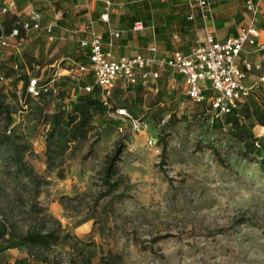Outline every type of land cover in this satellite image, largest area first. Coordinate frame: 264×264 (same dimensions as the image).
Wrapping results in <instances>:
<instances>
[{"label":"rangeland","instance_id":"rangeland-1","mask_svg":"<svg viewBox=\"0 0 264 264\" xmlns=\"http://www.w3.org/2000/svg\"><path fill=\"white\" fill-rule=\"evenodd\" d=\"M54 1L75 19L74 0ZM111 1L123 3L119 11L126 13L124 28L132 18L142 19L152 2ZM210 1L218 4L215 18L236 20L242 9V0ZM29 11L25 8V13ZM179 11L182 15L167 22L158 21L154 12L155 24L166 22L159 32L154 25L163 45L182 47L188 39L178 26L187 7ZM96 25L100 31L103 25ZM110 25L117 22L111 20ZM9 27L0 18V34ZM76 44L60 31L0 44V92L11 111L7 116L0 110V219L14 221L23 230L33 220L54 217L61 223V234L67 236L46 249L4 250L0 264H14L19 258L24 264H55L56 257L61 264L82 257L91 264H264V149L259 147L253 160L245 157L226 127L213 126L216 116L207 103L190 100L184 84L172 90L167 74L157 81V90L154 85L113 89L110 108L90 121L85 138L68 144L64 139L51 142L58 153L46 155L49 115L56 109L69 110L70 102L82 92L75 87L83 77L72 62ZM248 62V81L255 89L250 99L264 109V80H259L264 74V51L250 54ZM67 69L72 76L64 97H55L57 92L46 94L21 106L23 76L37 75L45 82L56 72L59 93L56 83L68 77ZM116 108L142 117L144 132H133ZM253 132L264 137V125L256 124ZM146 137L153 144L144 145ZM118 140L125 143L116 163L119 175L113 176L119 182L100 196L105 189L101 175L106 158ZM23 144L28 150L21 167L13 148ZM24 167L43 180L38 193L24 176Z\"/></svg>","mask_w":264,"mask_h":264},{"label":"built area","instance_id":"built-area-1","mask_svg":"<svg viewBox=\"0 0 264 264\" xmlns=\"http://www.w3.org/2000/svg\"><path fill=\"white\" fill-rule=\"evenodd\" d=\"M186 1L189 6V19H194L197 13L204 29L203 39L196 40L187 53L180 49H173L160 54L157 42L152 41L145 52L114 56L112 50L121 31L108 27L106 36L98 32L90 13L83 27L74 30L76 33L84 34L82 38H78L77 43L81 48L88 50L89 63L83 65L81 62H72L80 74L92 73L105 103L118 82L121 86L154 85L157 90L156 83L162 72L180 75L187 97L195 103L209 102L212 109L219 115L228 114L239 108L244 98L251 94L253 86L248 87L244 84L246 73L251 66L241 53L245 45L254 46L259 51L264 50V42H258L259 35L262 33L260 28L262 0H244L246 15L244 24L239 27L235 36H229L223 40H217L213 32L214 14L210 0ZM103 3L104 10L100 13L99 19L109 23L112 1L103 0ZM7 14L19 16L15 0H0V18ZM61 18L62 14L55 12L53 15L55 23L44 25L43 14L32 6L25 18L13 22L14 25L8 34H0V44L10 45L21 32L25 35L30 32L36 35L45 32L50 35L55 29L56 21ZM141 29H143L141 21L133 23L132 31ZM56 75L57 73L54 72L52 78L46 82L40 81L37 76L30 75L25 94L38 98L42 93L53 90ZM175 80L171 81L170 88H174ZM260 80H264V75ZM83 89L89 91L90 87L86 86ZM115 112L130 122L133 132L139 134L144 132L142 117H135L126 108H117ZM151 144L153 140L146 137L144 145ZM256 146L259 147V144L256 143Z\"/></svg>","mask_w":264,"mask_h":264},{"label":"trees","instance_id":"trees-1","mask_svg":"<svg viewBox=\"0 0 264 264\" xmlns=\"http://www.w3.org/2000/svg\"><path fill=\"white\" fill-rule=\"evenodd\" d=\"M51 6L54 8V12H60L62 14V18L59 21H56L57 25H62L64 23L65 13L67 12L62 7H57L55 5L54 0H46ZM75 2V0L73 1ZM211 2V1H210ZM212 4V2H211ZM38 11L43 14V24H51L53 17L45 12V8L47 6L41 5L39 7H35ZM244 11V0H242V9L238 13L241 15V12ZM262 14V13H261ZM189 16V15H188ZM93 17V16H92ZM50 19L49 21L47 20ZM189 18V17H188ZM4 19L9 24V30L6 32L8 34L13 27V22L17 19H20L18 15L14 14H7ZM243 20L242 17L239 16L238 20ZM94 20V19H93ZM136 17L132 18L131 21V29L134 22L138 21ZM157 29L156 31H158ZM29 35L32 37L41 38L43 36H48L47 33L43 32L41 34L36 35L35 33L30 32L29 34L25 35L24 32H21L19 36L14 40L15 43L21 37L27 38ZM106 36V34H105ZM11 43V44H12ZM77 53L74 58V62L86 65L89 63L88 56H87V49H83L79 46V43L76 44ZM73 72V71H72ZM76 72H78L76 70ZM73 74V73H72ZM78 74H80L78 72ZM71 74L69 71L68 77H63L57 85L60 86L61 91L58 93L57 86L54 83V89L42 93V95L51 94L57 92L58 99L64 97V87L70 82ZM80 76H83L82 79H79L78 84L75 87H79L81 89V93L77 94L75 99L70 102L71 108L69 110L64 109H56L54 113L49 115L48 121L51 124V129L48 131L47 134V150L46 155L50 158L53 152L58 153L57 150L51 147V142H59L60 139H64L65 143L79 141L85 138L87 132L89 131V124L90 121L95 116H101L110 108L108 97L105 100L101 95V91L99 87L95 84L94 78L91 72L81 73ZM30 75L23 76L24 82L21 91V95L19 96L20 103L22 107L27 105V99L33 98L29 95L25 94V87L28 83ZM175 85L172 90H175L178 86V83L181 84V76H175ZM49 80V79H48ZM47 80V81H48ZM46 82V81H45ZM89 86L90 90L86 91L83 89L84 87ZM129 86H138V87H147L141 84L136 85H128ZM152 86V85H149ZM121 87L120 82L114 87L118 88ZM55 90V91H54ZM251 95V94H250ZM250 95L244 98L243 102L240 104L239 108L234 109L232 112L219 115L212 109V106L209 102L205 101L209 107V109L214 113L216 118H213V126L223 128L226 127L228 135L230 139L237 141L240 145V149L242 154L253 160V157L256 156L257 152H259V147L264 149V137H257L253 132V127L256 124L264 125V109L257 107L256 103L252 99H250ZM39 96V97H40ZM117 109V108H116ZM115 109V110H116ZM0 110H3L7 116L10 115L11 111L7 104L3 101V94L0 92ZM44 108H42V112ZM139 117V116H138ZM10 120V118H9ZM64 125L65 127H62ZM94 143L90 144V149L93 148ZM256 143L259 144V147L256 146ZM125 148V143L123 141L118 140L115 143L114 149L110 155L106 158V163L101 175L102 184L105 186V189L100 193V196H105L109 194L113 188L118 184L119 179H114L113 176H118V171L116 168V163L120 160V155ZM28 150L27 145H15L13 148V153L15 154L16 161L20 163L21 167L23 164L22 156L24 152ZM220 160V159H219ZM22 161V163H21ZM259 164L263 165V159L258 161ZM20 167V169H21ZM20 171V170H19ZM24 176L28 179L31 188H33L34 193H38L39 187L43 184V180L38 177L37 175L33 174L30 169L24 167L23 169ZM0 192H1V184H0ZM62 227L61 223L54 217L44 218L42 217L40 220H33L32 224L26 226L25 229H19L18 225L14 221H9L8 219L1 218L0 219V252L7 250L9 248H13L16 246H25L27 248L31 247H38L42 249L49 248L60 241L61 238L65 237L66 235L61 234ZM55 264H61L58 258L56 257L53 261ZM14 264H24L23 258H19L15 261ZM66 264H91L89 258L82 257L81 261H76L74 258L71 259Z\"/></svg>","mask_w":264,"mask_h":264},{"label":"crops","instance_id":"crops-1","mask_svg":"<svg viewBox=\"0 0 264 264\" xmlns=\"http://www.w3.org/2000/svg\"><path fill=\"white\" fill-rule=\"evenodd\" d=\"M15 1L17 4L18 14L20 18H25L27 14L25 13V8H31L32 6L39 7L43 5L44 8L45 6H47V8H45L46 9L45 12L50 14L52 17L55 13L53 6H51L46 0H42V1L23 0L20 3L18 2V0H15ZM98 2H101L102 5L101 6L98 5ZM263 2H262V14L264 12ZM122 5L123 3L115 5L112 2L111 9L109 10L110 11L109 12V23H104L99 19L100 13H102V11L104 10L103 0H75V2L71 3V7L74 10L75 19L71 20L70 13L69 11L66 10L67 12L65 13L64 23L62 25H57L56 23L54 31H60L62 36L70 37L74 39L75 43H77L78 38L79 37L82 38L84 34H82V32L76 33L74 30L76 28L83 27L84 23L87 21V15L90 13L93 16L95 27H97L96 23L98 24L100 23L101 25H103L100 31H98L97 29L98 27L96 28L98 32L105 35L107 33L108 27L121 31V35L119 39L115 42V46L112 50V53L114 56H118L122 54L134 55L139 52L141 53L145 52L147 47L151 44L152 41L157 42L160 54L165 53L167 51H171L173 49H178V50L180 49L181 51L187 53L190 50V48L195 44L196 40L198 39L202 40L204 37L203 23L200 19V16L197 15L196 13V16L194 19L188 18L189 6L186 0H152L147 10V13H145L142 19L138 20L143 23V29L139 31L130 30L131 22L128 24L126 28H124L126 13L124 12V14H122V11H119ZM165 7L168 9V11L165 10L166 9ZM184 7H187V12H186L185 17H181L180 20L182 23L179 24L178 26H179V30H181L180 34L185 33L183 35H186L188 37V39H186L184 43L185 45H182V47L166 46L165 44L163 45L161 40H157L156 38V34L154 32V25L156 26V29H159V26H165L166 22L169 21L172 18V16L176 14L182 15L179 9L184 8ZM211 7H212V12L214 14L212 28H213V32L215 34L216 39L223 40L229 36L230 37L235 36L237 34V30L239 29V27L244 24V19H245L244 16H246L244 11L241 12V15L237 14L236 20L234 18L228 19L226 16L224 18L223 17L215 18L214 12L218 10L216 9L218 7V4L213 6V3H212ZM220 10H222V8ZM154 12H157L155 13V15L158 21L161 19H166V22L161 23V24H159V22H156L155 24ZM242 14H243V20H240V19L238 20V17L239 16L242 17ZM262 14L260 16V23H261V20L264 18ZM47 20L49 21L50 19L47 18ZM111 20L117 22V25L114 27H111L110 25ZM121 21H124V22L121 23ZM51 23H55L53 19ZM168 25L171 26V24H168ZM260 28H261L262 33H260L259 35L258 42H264V26H260ZM189 36H190V39L192 36H194L195 39L193 37V39L190 40ZM189 42H191V44L188 46ZM261 51H264V50H261ZM254 52H260V51L257 50L256 47L254 46L245 45L241 55L248 61L249 55ZM164 73L170 76V84H171V81L175 79L176 75L172 74L171 72H162L160 77H163ZM248 73L249 71L246 73L244 84L248 87H251L253 85L249 84ZM263 75L259 77V80L261 79ZM181 84H183L182 80H181ZM84 223L86 222H83L80 225Z\"/></svg>","mask_w":264,"mask_h":264}]
</instances>
